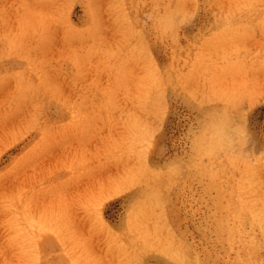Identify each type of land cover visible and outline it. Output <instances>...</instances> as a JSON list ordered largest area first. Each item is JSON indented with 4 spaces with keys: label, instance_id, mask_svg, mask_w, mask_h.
<instances>
[{
    "label": "rangeland",
    "instance_id": "374dc122",
    "mask_svg": "<svg viewBox=\"0 0 264 264\" xmlns=\"http://www.w3.org/2000/svg\"><path fill=\"white\" fill-rule=\"evenodd\" d=\"M0 264H264V0H0Z\"/></svg>",
    "mask_w": 264,
    "mask_h": 264
},
{
    "label": "bare ground",
    "instance_id": "6f19581e",
    "mask_svg": "<svg viewBox=\"0 0 264 264\" xmlns=\"http://www.w3.org/2000/svg\"><path fill=\"white\" fill-rule=\"evenodd\" d=\"M224 120H225V118H224ZM206 127H207V126H206ZM210 130H211V129H210ZM219 137H220V138L222 137V134H221V133L219 134ZM204 138H205V137H204ZM245 175H246V174H245Z\"/></svg>",
    "mask_w": 264,
    "mask_h": 264
}]
</instances>
